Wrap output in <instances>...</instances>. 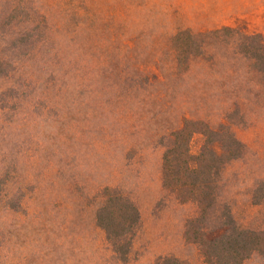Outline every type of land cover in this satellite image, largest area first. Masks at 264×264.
Instances as JSON below:
<instances>
[{
  "label": "rangeland",
  "instance_id": "1",
  "mask_svg": "<svg viewBox=\"0 0 264 264\" xmlns=\"http://www.w3.org/2000/svg\"><path fill=\"white\" fill-rule=\"evenodd\" d=\"M246 37L264 49V0H0V264H207L198 228L231 212L264 231V60ZM182 130L220 157L202 221L162 184ZM105 188L141 215L128 263L96 222Z\"/></svg>",
  "mask_w": 264,
  "mask_h": 264
},
{
  "label": "trees",
  "instance_id": "2",
  "mask_svg": "<svg viewBox=\"0 0 264 264\" xmlns=\"http://www.w3.org/2000/svg\"><path fill=\"white\" fill-rule=\"evenodd\" d=\"M218 33L220 31L215 32ZM244 42L247 54H254L259 59L258 53H260V58L264 60V49L254 46L253 37L244 38ZM189 43L194 45L193 42ZM173 138L172 144L166 146L162 158L163 187L177 194L179 198L184 196L193 198L199 206V221H202L207 214V197L201 196L200 192L210 183L211 172L220 157L212 153L211 158L207 160L204 156L201 159L196 158L197 156L190 149L191 137L187 136L186 130L173 135ZM189 178L196 180L195 187L190 185ZM101 197L102 204L96 214L97 225L105 232L107 241L120 262L128 263L134 236L141 224L140 212L136 205L119 190L105 188L101 192ZM208 200H212L211 196ZM225 215L226 217L219 220L218 230L210 233V238H203L205 227L198 228L195 233L194 243L198 244L207 264H237L238 260L246 259L253 251L264 249L263 230L239 227L231 212ZM189 232L190 230H187V236ZM186 234L185 239H188ZM155 264L191 263L173 256H165L158 258Z\"/></svg>",
  "mask_w": 264,
  "mask_h": 264
}]
</instances>
